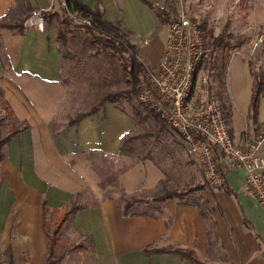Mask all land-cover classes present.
<instances>
[{
	"label": "crops",
	"instance_id": "0c3cea01",
	"mask_svg": "<svg viewBox=\"0 0 264 264\" xmlns=\"http://www.w3.org/2000/svg\"><path fill=\"white\" fill-rule=\"evenodd\" d=\"M81 1L91 8L99 7L109 22L123 18L128 24L126 1L134 0ZM151 1L162 4L164 0ZM30 2L34 8L50 3ZM13 4L14 0H0V18ZM141 12L148 17L145 9ZM149 13L153 26L156 17ZM157 23L166 36L167 25ZM43 24L39 29L24 22L23 32L0 27V89L16 121L26 124L1 146L0 264L10 260L11 264H42L46 252L42 212L45 217L47 211L63 210L71 202L80 208L63 224L61 238L64 242H83L84 247L67 250L61 264H195L177 252L148 255L144 248L149 243L157 248H190L205 264H264V206L247 187L243 171L227 169L223 160L221 187L206 183L203 167L195 158L177 161L179 169L190 175L183 183L200 186L195 196L203 215L195 204L176 198L163 202L162 214L121 213L120 189L128 194L149 191L165 178L166 168L155 157L142 158L120 172L114 184L102 189L97 170L123 169L125 163L117 167L110 160L120 161L122 135L134 121L112 102L75 123L56 115L66 93L60 79L62 52L50 25L45 31L46 22ZM146 37L149 42L141 45L140 55L155 64L164 43L155 51L152 38ZM256 51L258 57L255 54L253 58L262 72L256 70L264 80L263 43L248 54H231L228 87H214L216 80L211 87L229 132L239 144L252 141L264 125V83L255 120L250 118L249 109L250 61L254 60L249 58Z\"/></svg>",
	"mask_w": 264,
	"mask_h": 264
},
{
	"label": "rangeland",
	"instance_id": "374dc122",
	"mask_svg": "<svg viewBox=\"0 0 264 264\" xmlns=\"http://www.w3.org/2000/svg\"><path fill=\"white\" fill-rule=\"evenodd\" d=\"M156 5L166 9L170 18H175L181 12H184L195 18L199 24H204L205 28L210 27L214 35L220 33L222 35L221 43L214 47L209 60L202 63L197 69L196 81L191 95L193 105L200 104L206 95H212L217 98L213 94L214 92L211 91V87H213L212 82L216 80L214 87L220 86L219 82L223 84V87H228L229 83L227 82L226 73L231 54L237 52L248 54L249 51L254 49V41L258 35H264V0H164L162 4ZM28 6L29 9L27 11ZM126 7L129 11V16L127 17L129 25L125 24L123 18L116 20L119 21L118 25L120 29L117 36L121 41L133 45L132 51H134L139 59L146 62L140 55L142 40L144 38L148 39L146 36L151 37V47L155 45L152 48L155 51L158 50V46L164 43L165 29L162 26L160 27L157 22H160L161 25L167 24L161 22L156 13H154V10L150 9L141 0L126 1ZM33 8L34 6L30 0H15L9 14L12 15L14 13L13 17H16L17 14H27ZM45 8L47 9L42 13H54L58 11V4L54 3L53 6ZM142 8L147 11L148 17L142 14ZM120 10L122 11L121 7ZM150 11L154 13L157 21L153 26L154 19L152 16L150 18ZM58 15L51 18L50 28L52 34L57 25H61L58 23ZM6 19L11 20L9 17ZM61 27L64 31L67 29L65 26L61 25ZM133 30L135 31L134 33ZM73 36L69 35L73 44L70 55L64 56L63 53L66 50L60 46L62 49L60 79L66 86V93L56 115H59L66 122L77 113L88 110L103 92L119 88V108L133 119L134 124L123 133V135L131 137V142L124 145L122 151L120 146V161L110 160V162L119 167V164L121 165L129 161V157H141L149 153V155L155 157L166 168L169 177V183L167 182L168 187L182 191L193 187L194 185L192 184L183 183L190 180V175L188 172L179 169V164H177V161L186 162L192 156L186 152L180 138L165 124H161L158 119L153 117L154 114L138 101V91L137 93L131 92L133 84L130 73L119 65L115 57L105 47L96 43L92 45L89 39L84 38V40L83 30H74ZM263 43L264 38L255 49ZM255 54L257 59L258 51L254 52L249 60ZM124 55L128 58L129 52H125ZM253 61H250L252 69H259L261 71V67L256 66L255 59ZM214 63L216 64V69L210 70V66L214 67ZM215 72H217V75ZM2 99H4L3 94L0 95V118H2L0 122V134L4 135L11 124L18 125V121H16L14 113L8 112V109L5 108ZM138 104H140L141 115H147L146 121L141 122L139 119L134 118L133 106ZM10 109L12 111L11 106ZM123 135L122 137H124ZM263 136L264 125L257 132L255 138ZM128 145L132 146L133 150L127 152L126 148ZM195 193V191H187L184 193L183 198L189 199ZM147 197L150 196H143L142 203L136 204L134 208L136 210L146 209L152 211L153 209L150 206H146V203H143ZM54 217V210H51V212L47 211L45 215L46 222L52 223ZM65 237L68 236L66 235Z\"/></svg>",
	"mask_w": 264,
	"mask_h": 264
},
{
	"label": "built area",
	"instance_id": "2783aa9c",
	"mask_svg": "<svg viewBox=\"0 0 264 264\" xmlns=\"http://www.w3.org/2000/svg\"><path fill=\"white\" fill-rule=\"evenodd\" d=\"M66 6L65 0H50ZM34 8L25 24L43 28L42 11ZM68 14L89 25L86 17ZM260 34L254 48L263 40ZM144 38L142 44H147ZM212 44L198 21L181 12L167 24L163 53L155 64L143 61L144 74L137 93L138 101L159 118L183 143L186 152L203 167L205 181L221 187L224 181L221 161L230 170H242L247 187L264 206V136L239 144L229 132L219 100L206 95L198 105L191 100L200 65L211 57Z\"/></svg>",
	"mask_w": 264,
	"mask_h": 264
},
{
	"label": "trees",
	"instance_id": "16d2710c",
	"mask_svg": "<svg viewBox=\"0 0 264 264\" xmlns=\"http://www.w3.org/2000/svg\"><path fill=\"white\" fill-rule=\"evenodd\" d=\"M141 1L144 2L147 6H149V8L154 10V13H156V15L158 16L161 22L168 24L172 19H174V18H170V15L166 9L154 4L151 0H141ZM65 3L66 6L58 5V11L54 13L53 12L42 13L43 20L46 22L44 29L45 31L48 30V27L51 22V18L57 14H59L57 16L58 23L61 24L62 26H65V28H67L64 31L63 29H61L62 28L61 25H57V27L53 31L54 41L58 44L59 47L60 46L64 47L66 50L63 53L64 56L71 54L70 50L73 44L69 35H72V37H74L73 36L74 30H83V35H84L83 39L84 38L89 39V42L92 45L96 43L105 47L111 53V55L115 57L119 65H121L123 69L127 70L130 73L133 84L131 88V92L137 93V91L140 88V83L143 80L144 65H143V61L137 57L134 51H132L133 45L129 44L128 42L121 41L117 36L118 30H120L118 25L119 21L109 22L105 20L103 17V12H101L98 8L89 7L81 0H65ZM28 9L29 6L27 7V11ZM11 10L12 9H10L6 13V15L0 18V27L12 28L18 32H23L25 28L24 25L25 19L29 16L31 11L28 12L27 14L26 13H24L23 15L17 14L16 17H13L14 13L12 15L9 14L11 13L10 12ZM68 11L73 13L75 16L88 18L90 24L86 25L75 21L73 17L68 14ZM7 17H9L11 20H7L6 19ZM200 26L203 29L205 28L204 24H200ZM205 32L210 38L212 44V51H213L214 47L221 43L222 35L221 33L218 35H214V32L210 27L205 28ZM112 33L114 34L111 35ZM60 50L62 51L61 48ZM125 52H129L128 58L124 55ZM210 67H211L210 70L214 68L216 69V64L214 63V67L212 66ZM215 74L217 75V72H215ZM216 75L214 76L216 77ZM251 76H252V93L250 96L249 109H250V118H252V120H255L258 101L261 92L263 90L264 80L261 72L256 69L251 68ZM219 83L221 86L222 83L221 82ZM1 92L2 91L0 89V95H2ZM119 100H120L119 88L105 91L101 95H99L97 101H95L88 110L77 113L73 118H70V123L77 122L82 116L86 114L96 112L99 108L103 107L106 102H112L115 106H118L119 108L120 107ZM2 102L4 103L5 108L8 109V112L12 113L9 104L5 101V99H2ZM133 113H134V118L139 119L141 122L146 121L147 115H141L140 104L133 106ZM153 117L158 119L161 122V124L164 125V123L155 115ZM1 119L2 118H0V122ZM25 127L26 124L24 122H20L18 123V125L11 124V126L8 128L7 132L4 135L0 134V160L3 157L1 146H3L19 130ZM130 138L131 137L124 135L121 144V151L123 150L124 145L130 144L131 142ZM131 150H133L132 146L128 145L126 151L129 152ZM142 158L153 159V156L149 155L148 153V155H143L141 157L139 156L129 157V161H127L124 164L123 169L99 168L97 171L98 174L100 175L99 183L102 189L106 188V186H111L112 184H114L120 172L127 169L129 165H131L134 161H137ZM168 181H169V177L167 172H165V178L160 180L157 186L149 191H145L143 193L128 194L120 189V193L118 197L120 200L121 213L123 215H152V216L155 214V212L158 214H162L164 211L163 202L167 198H176L178 201L183 203L191 202L195 204L198 207L200 213L202 215L204 214V211L201 208V203L198 201L195 195H193V197H190L189 199L183 198L185 195L184 193L187 191L196 192L200 187L199 185L189 187L187 189H184L185 191L184 190L182 191L168 187L167 184ZM147 195H149L150 197H147L146 201H144L143 203H146V206H150L153 210L152 211H148L146 209L136 210L134 208L136 204L142 203L143 200L142 197ZM79 208H80L79 205L71 202L69 206L64 208L63 210L55 209L54 210L55 217L52 223L46 222V219L42 212V227L46 234V252L42 264H61V259L67 250L84 247L83 242L70 243L61 240V230L63 224L66 223L70 219L71 215ZM90 245L91 242L89 243V246ZM144 252L148 255L154 252H177L182 257L190 259L195 264H205L198 258L195 252L190 248H181V247H172V246L157 248L153 246V243H149L144 248ZM9 264H11V260L9 261Z\"/></svg>",
	"mask_w": 264,
	"mask_h": 264
}]
</instances>
